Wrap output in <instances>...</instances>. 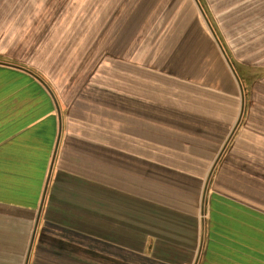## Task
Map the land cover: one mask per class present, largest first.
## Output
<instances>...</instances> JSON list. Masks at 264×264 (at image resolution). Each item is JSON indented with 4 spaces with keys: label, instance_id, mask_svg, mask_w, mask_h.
Returning a JSON list of instances; mask_svg holds the SVG:
<instances>
[{
    "label": "crops",
    "instance_id": "obj_1",
    "mask_svg": "<svg viewBox=\"0 0 264 264\" xmlns=\"http://www.w3.org/2000/svg\"><path fill=\"white\" fill-rule=\"evenodd\" d=\"M159 7L161 55L129 33V11ZM263 40L264 0H0V218L28 228L23 262L43 198L27 264H264ZM145 44L172 79L233 96L172 97L129 127L99 64Z\"/></svg>",
    "mask_w": 264,
    "mask_h": 264
},
{
    "label": "trees",
    "instance_id": "obj_2",
    "mask_svg": "<svg viewBox=\"0 0 264 264\" xmlns=\"http://www.w3.org/2000/svg\"><path fill=\"white\" fill-rule=\"evenodd\" d=\"M130 17H132L130 21H133L129 26L130 35L144 34L147 37L159 35L163 37V41L158 46L160 55L164 51H172V11L160 7L145 9L139 13L129 11ZM138 18L139 21L137 20ZM136 21H138V24H136ZM209 41L212 42L211 39ZM145 45L146 47L149 46L145 53L146 57H137V52H133L130 49L128 57L114 56L112 60L101 61L99 64L101 65L99 67L103 68L106 65L112 69L111 76L107 77V81L122 83L127 86L125 89L113 90L112 93L114 102H120L115 115L117 118L119 116V119H128L130 121L129 127L136 128V119L140 115H152L154 110L155 114H160L162 121L168 119L167 115L172 114V97L178 99L213 100L220 97L231 98L233 96L231 95L230 97L227 90H225L226 94H221L210 88L201 85L200 87L196 83L189 84L178 80V78L172 79V57L156 56V58H153L154 47H151L152 44ZM257 69L259 68H254L251 71L253 72V70ZM236 75L243 87L245 81L243 82V78L239 73ZM259 75L258 73L257 76ZM255 78L257 79V77ZM96 80H104V74L97 75ZM248 81L253 80L250 79ZM196 82L199 81L196 79ZM203 83H208L209 86L215 84L212 81H203ZM230 83L229 81L228 84ZM193 108H198V106ZM203 108L208 109L207 111L204 110L205 112H212V109H215L212 106ZM229 113L230 110H227L226 114ZM145 119L147 120V118ZM169 124L172 127V122ZM136 145V143L130 141L129 151L123 154L125 157L128 156L130 163H136L137 161ZM121 156L122 154L119 153L114 154V159L121 160ZM145 156L147 157L148 154H145ZM159 156L166 155L160 154ZM4 221L3 218H0V264H22L28 238V228L26 231L17 233L10 232L5 227Z\"/></svg>",
    "mask_w": 264,
    "mask_h": 264
},
{
    "label": "water",
    "instance_id": "obj_3",
    "mask_svg": "<svg viewBox=\"0 0 264 264\" xmlns=\"http://www.w3.org/2000/svg\"><path fill=\"white\" fill-rule=\"evenodd\" d=\"M217 43H218V45H219V42H218V41H217ZM235 76H236V75H235ZM237 79H238V78H237ZM242 106H243V105H242ZM242 106H241V111H240L239 117H238V119H237V122L235 123V125H234L232 131L230 132V134H229V136H228V138H227L226 141L224 142V144H223L221 150L219 151V153H218L216 159L214 160V162H213V164H212V167H211V169H210V171H209V175H208V176H210V174H211V172H212V169H213V167L215 166V164H216V162H217V160H218V157L220 156V154H221L223 148L226 146V144H227V142H228V140H229L231 134L233 133V131H234L236 125H237L238 122H239V119H240L241 114H242ZM42 204H43V198H42V201H41V203H40V205H39V210H38V213H37V216H36L35 222H34V226H33V229H32V233H31V235H30V239H29V243H28V247H27V251H26V254H25V258H24V262H23V264H27V263H28V258H29V254H30V251H31L32 243H33V240H34V235H35V232H36V227H37V223H38V219H39V215H40V210H41Z\"/></svg>",
    "mask_w": 264,
    "mask_h": 264
},
{
    "label": "rangeland",
    "instance_id": "obj_4",
    "mask_svg": "<svg viewBox=\"0 0 264 264\" xmlns=\"http://www.w3.org/2000/svg\"><path fill=\"white\" fill-rule=\"evenodd\" d=\"M160 6H162V4H160ZM163 7V6H162ZM200 19H201V22L204 24V26H205V28L206 29H208V24H206V22L204 21V19H203V17H202V15L200 14ZM220 44V43H219ZM258 46H260L259 48V50H262L263 52L262 53H264V40L263 41H260L259 43H258ZM262 61H264V59H262ZM250 73L251 74H249V80L251 79L250 78V76L251 75H257L258 73L259 74H261V73H264V70H262V69H257V70H253V72L252 71H250ZM258 92V91H257ZM260 92H262V90H260Z\"/></svg>",
    "mask_w": 264,
    "mask_h": 264
}]
</instances>
